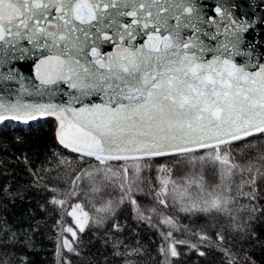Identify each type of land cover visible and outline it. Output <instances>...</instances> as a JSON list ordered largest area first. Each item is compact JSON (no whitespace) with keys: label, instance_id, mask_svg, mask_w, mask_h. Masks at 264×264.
<instances>
[{"label":"snow or ice","instance_id":"snow-or-ice-1","mask_svg":"<svg viewBox=\"0 0 264 264\" xmlns=\"http://www.w3.org/2000/svg\"><path fill=\"white\" fill-rule=\"evenodd\" d=\"M234 7L218 4L209 32L196 0H0V66L34 56L36 81L25 83L14 67L0 71V81L19 84L0 91V125L52 117L55 143L69 154L53 152L54 184L44 186L48 202L73 219L58 256L75 251L86 227L119 232L125 205L134 219L156 227L155 216L169 229L160 233L164 264L179 257L177 245L213 244L201 232L193 233L199 245L175 240L170 210L233 221L264 215L256 208L264 203V39L245 40L254 22L235 18ZM105 44L114 50L102 52ZM206 168L216 183L204 180Z\"/></svg>","mask_w":264,"mask_h":264},{"label":"trees","instance_id":"trees-1","mask_svg":"<svg viewBox=\"0 0 264 264\" xmlns=\"http://www.w3.org/2000/svg\"><path fill=\"white\" fill-rule=\"evenodd\" d=\"M54 129L52 119L29 125L16 122L0 125V264H164L159 252L163 243L160 233L169 229L160 225L155 216L151 224L156 227L134 219L127 205L114 221L121 226L119 232L107 225L86 227L83 233H77L75 251L62 249L58 256L62 227L72 226L73 220L64 214L68 208L61 211L48 202L50 194L44 190L45 185L54 184L49 177L56 172L48 171L55 169L57 162L53 152L69 156L56 145ZM30 172H39L43 179L37 183ZM203 176L208 184L217 182L211 168H206ZM138 200L142 205L152 206L151 197ZM256 208H264V203L257 200ZM166 214L178 226L179 230H173L175 240L199 245L193 235L196 232L206 233L213 240L212 245L204 244L198 250L177 245L180 255L172 258L170 264H229L230 257L231 264H264V215L259 211L251 216L241 212L235 221L215 214L175 210ZM236 225L242 230H237ZM216 232L225 236L222 243L216 241ZM65 235L73 239L68 233ZM225 250L230 257L223 254ZM199 251L205 254L201 256Z\"/></svg>","mask_w":264,"mask_h":264},{"label":"water","instance_id":"water-1","mask_svg":"<svg viewBox=\"0 0 264 264\" xmlns=\"http://www.w3.org/2000/svg\"><path fill=\"white\" fill-rule=\"evenodd\" d=\"M197 6L201 10V15L204 17L205 23L201 25L206 31L212 32L215 31L214 27L207 23L208 19L211 17L217 21H220V17L216 15L214 8L219 4L223 6H231L233 4L237 5V7L231 8V11L233 13V16L239 20H247L249 22H254L252 24V27L248 29L246 33H244L245 40H251L254 43L259 42L262 39H264V23H261L262 20H264V0H196ZM125 22H128L130 18H122ZM170 23H175V21H170ZM203 38V37H202ZM222 38V37H221ZM207 43H214L212 41H208L207 38H204ZM21 46L24 47H31L27 43V41H22ZM113 47L109 44H105L102 46L101 51L106 53L113 51ZM259 50V46L257 48ZM9 55H15V53H9ZM243 60V58H239ZM34 61L35 57H29L26 58L23 61L20 60H10L7 65L0 66V71H7L8 68H16L18 69L23 75L26 77L25 83H28L29 80L31 82L35 83L34 80ZM4 87H7L9 89H16L19 87L18 82L10 81V82H4L0 81V91L3 90ZM26 99H28L26 97ZM57 102H62L65 97H57ZM95 102H99V99L97 98ZM44 119H54L52 117H44L40 118L35 121L31 122H37ZM8 122H14V121H8ZM56 129V128H55ZM55 132V131H54Z\"/></svg>","mask_w":264,"mask_h":264},{"label":"bare ground","instance_id":"bare-ground-1","mask_svg":"<svg viewBox=\"0 0 264 264\" xmlns=\"http://www.w3.org/2000/svg\"><path fill=\"white\" fill-rule=\"evenodd\" d=\"M54 125H55V128H56V120L54 119Z\"/></svg>","mask_w":264,"mask_h":264},{"label":"rangeland","instance_id":"rangeland-1","mask_svg":"<svg viewBox=\"0 0 264 264\" xmlns=\"http://www.w3.org/2000/svg\"><path fill=\"white\" fill-rule=\"evenodd\" d=\"M70 210V209H69ZM73 220V219H72ZM65 227H67V225L65 226ZM69 235H71L70 233H68Z\"/></svg>","mask_w":264,"mask_h":264}]
</instances>
